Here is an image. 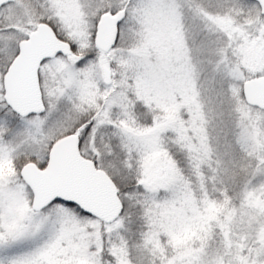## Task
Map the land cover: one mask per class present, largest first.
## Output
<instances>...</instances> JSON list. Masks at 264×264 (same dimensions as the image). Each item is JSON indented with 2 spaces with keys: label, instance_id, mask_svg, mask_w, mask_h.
Masks as SVG:
<instances>
[{
  "label": "snow or ice",
  "instance_id": "6c2138e0",
  "mask_svg": "<svg viewBox=\"0 0 264 264\" xmlns=\"http://www.w3.org/2000/svg\"><path fill=\"white\" fill-rule=\"evenodd\" d=\"M0 264H264V0H0Z\"/></svg>",
  "mask_w": 264,
  "mask_h": 264
}]
</instances>
